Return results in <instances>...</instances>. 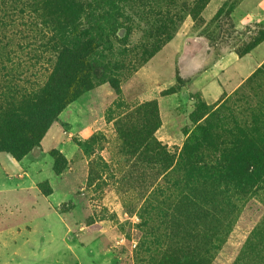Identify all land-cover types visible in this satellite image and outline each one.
Listing matches in <instances>:
<instances>
[{"label": "rangeland", "instance_id": "1", "mask_svg": "<svg viewBox=\"0 0 264 264\" xmlns=\"http://www.w3.org/2000/svg\"><path fill=\"white\" fill-rule=\"evenodd\" d=\"M74 1L63 16L52 0H15L2 12L0 80L21 77L26 89L53 73L59 29L73 46L93 39L108 9L119 24L96 57L113 66L105 78L116 85L83 93L21 161L0 152V264H182L190 255L173 245L186 219L149 134L159 122L151 137L178 159L205 104L219 110L211 125L236 122L242 132L227 140L260 159L248 144L264 147V0L255 12L256 0ZM242 195L212 264H264V181Z\"/></svg>", "mask_w": 264, "mask_h": 264}, {"label": "trees", "instance_id": "2", "mask_svg": "<svg viewBox=\"0 0 264 264\" xmlns=\"http://www.w3.org/2000/svg\"><path fill=\"white\" fill-rule=\"evenodd\" d=\"M9 3H15V0H0V28L7 26L4 22L7 15L2 12ZM52 3L61 16L65 11L74 12L78 6L74 0H52ZM49 6L52 7L51 4ZM30 12L34 13L36 20L39 17L44 20L37 11ZM117 13L115 7L95 17L94 37L82 45L67 44L65 33L59 29V42L52 47L56 51L54 71L44 85L35 81L30 84L33 87L26 89L19 85L21 77L16 82L2 83L0 80V152L21 161L41 148L42 139L60 113L83 93L90 91L98 82L116 85L112 79L105 78L113 66L98 63L96 57L103 37L113 34L119 24ZM70 18L78 20L73 16ZM45 23L44 20L41 24ZM5 70V66L0 67L1 72ZM148 106L155 108L156 116V102ZM197 108L191 117L195 122L205 118L204 122L190 132L178 159L151 137L160 127L159 122L149 134L158 151L164 176L175 178L173 187L178 198L174 208L186 219L176 229L182 238L173 245L180 254L188 252L190 255L189 258H180L182 264H212L213 253L220 249L229 234L231 223L226 221L228 212L236 210L233 197L245 196L264 181V147L248 144L250 151L260 153V159H254L250 154L246 157L236 143L227 140L235 138L237 131L242 132L239 125L234 122L230 131L224 124L222 129L213 126L211 116L219 110L215 112L205 104ZM211 148L221 156L208 159L206 152Z\"/></svg>", "mask_w": 264, "mask_h": 264}, {"label": "crops", "instance_id": "3", "mask_svg": "<svg viewBox=\"0 0 264 264\" xmlns=\"http://www.w3.org/2000/svg\"><path fill=\"white\" fill-rule=\"evenodd\" d=\"M259 1L260 0H256V2H254L255 4L252 5V9H254V10H252L253 12H255L259 8V6H260V2ZM257 3H259V4H257ZM249 17L254 18V14L253 15L252 14L249 15ZM248 22H250V20ZM230 60H231L230 62L233 63V62H236L237 58L235 56L234 57H230ZM2 234H4V233L0 232V248H1V250L4 247V237H2ZM1 264H3V263L1 262Z\"/></svg>", "mask_w": 264, "mask_h": 264}]
</instances>
